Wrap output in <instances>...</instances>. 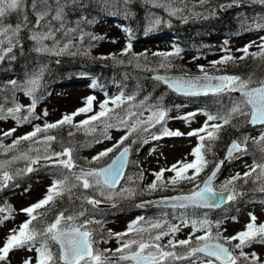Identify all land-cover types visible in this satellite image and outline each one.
Here are the masks:
<instances>
[{"label": "snow or ice", "instance_id": "obj_1", "mask_svg": "<svg viewBox=\"0 0 264 264\" xmlns=\"http://www.w3.org/2000/svg\"><path fill=\"white\" fill-rule=\"evenodd\" d=\"M77 2L78 0H31V4L28 5L27 0H0V63H3L6 58L9 61L15 60L16 53L14 50L23 52L24 44L21 33L25 30L27 31V39L32 42L31 51L35 53L56 57L77 55L78 49L72 51L76 47L74 41L77 40V35L81 43L85 35H89L79 28L80 21L76 22V27L68 26L65 9ZM107 2H110L113 7L122 6L127 11L133 0H106ZM145 2L151 3L155 7L164 8L170 16L180 15L181 19L187 20L186 16L181 15L185 11L186 5L185 7L177 6L181 3V0H145ZM210 2L211 0H200L201 5H208ZM242 2L244 0H231V3H221L215 7L207 8L206 11L211 16L216 14L217 8L226 10L238 6ZM252 2L264 4V0H252ZM29 9L36 17L34 24L29 21ZM13 13L20 16V22L15 26L5 25V18ZM193 15L207 18L202 13H193ZM160 23L161 19L156 17L150 22V27H155ZM256 27L264 29V23H257ZM91 38L99 39V37ZM261 41L262 43L257 46L260 49L258 52H249L251 44L240 49L239 51H242L244 55L239 59L259 57L264 61V37H261ZM131 48L132 44L128 43L123 49V53L127 54ZM179 51L177 49L173 54L178 55ZM84 54L87 55L88 53L85 52ZM154 55L168 57L172 54L157 53ZM111 58L116 59L115 54H112ZM235 61V57L228 55L222 57L220 61L212 63H235ZM56 62L59 63V60ZM118 62L122 63L123 61ZM160 67H171V63L170 61L167 64L161 63ZM199 67L203 73L200 76L188 77L186 74L181 76L158 75L155 79L168 85L173 91L184 95H218L238 92L240 96L223 112H205L207 119L204 125L188 133L189 136H197L199 141L191 153L194 156L193 161H177L171 165L168 171L173 172L175 175L169 178L168 182L162 179L165 169H161L160 172L154 174L156 179L147 186L146 190H157V182H159L161 188L175 187L184 182L194 185L193 190L187 195L164 198V202L172 201V207L216 208L226 201H234L242 196L243 193L236 188V182L242 179L241 174L237 173L226 180L219 190L214 186V181L226 162L237 159L248 151L250 140L252 144L259 148L262 154L261 162H254L250 171L243 173V177H252L255 174V180L260 181L259 191L264 192V132H261L258 137L242 136L233 139L227 146L224 159L210 160L208 158V154H213L212 149L216 146V142L222 138V133L229 128H237V123H234V121L248 123L253 126H264V77L254 78V74L247 76H210L204 71V66ZM45 70V67H41L38 72L32 74L23 83L16 80L9 81L8 87L13 93V101H15V92L23 91L25 95L31 97V102L27 106L14 102L12 107H5L3 103H0V119L11 117L18 123L23 124L30 122V117L39 118L35 116V108L39 101L36 93L41 86ZM213 81H217V83H213ZM94 99L95 97H87L85 107L77 109L72 114H65L56 122L46 123L43 127L36 125L32 132L17 137L11 145H4L0 141V152H13L24 141L36 143L37 141L34 138L37 137L38 133L57 129L64 125H68L76 131H83L85 135L95 133L96 125L93 122L96 121L103 124L101 135L105 139H110L111 137L107 135V131L115 125L110 122L113 109L107 107L108 100L101 102L99 112L78 123H73L75 116L92 111ZM127 99L133 100L134 97L129 96ZM114 103L116 107H119L123 103V95L116 97ZM143 103L144 101L141 102V104ZM151 107L155 110L151 111V115L146 121L137 119L134 124H128V118H131L134 115L133 113H128L126 118H119L120 123L127 127L129 131L120 138L116 145L98 153L92 160L100 161L107 157L109 153L114 152L117 147L123 145L124 141L128 140L133 133L148 132L149 128L155 127L156 124H161L166 120L168 109L164 108L161 103ZM22 110L27 114L22 116ZM43 114L46 116L47 111L45 110ZM195 115L196 113H187L183 119L191 122ZM14 131L15 128L2 135L5 137L10 136ZM68 135L72 136L74 132L69 131ZM151 135L153 139L160 138L155 134ZM162 135L181 136L183 133L179 130L170 131L162 124ZM56 139L55 135L43 137L44 155L37 154L33 157L29 152H21L18 155L11 156L10 159L0 160V190L8 187L17 177L36 171L42 162L62 169L57 179L49 186L45 197L21 210L29 216V219L20 226L18 231L16 229L10 230L11 234L3 247H0V260H4L13 249L27 248L28 250L34 249L37 253L35 264H113L110 257L106 255L111 250L101 251L94 247L96 235L95 230L90 226L97 222L91 219L81 220L80 218L85 217L87 211L83 204L86 203L96 207L101 203V200L96 197L97 193L99 197L108 200H111L113 195L122 198H133L136 195L134 188H121L119 192L115 193L112 191L121 179L133 182L131 176L125 177V169L129 163L128 155L131 151V144L135 143V140L130 141L129 145L124 146L118 154L112 157L107 166L95 168L77 164L73 157L74 149L72 147L64 148L61 152L53 151L49 154L50 143ZM94 139L96 143L100 142L99 138L94 137ZM143 142L146 143L147 141ZM35 151L39 153V149ZM20 160L25 161V167L13 168V165ZM91 162L87 161L86 163L91 164ZM209 164H212L213 167L206 178H202L200 174L208 168ZM188 170H192L191 175H188ZM137 179H143L142 172L138 174ZM244 182L247 183L248 181L244 180ZM230 185L231 187H229ZM81 190H90L91 194ZM78 192L79 196H77ZM73 197L82 200L81 206L74 214L66 215L65 211H58L51 220H48L46 213L55 208L58 201L64 199L71 201ZM146 203L151 202H145L138 206L144 207ZM40 209H44V211L38 212L37 210ZM4 211V208H0V213ZM10 218V215H5L0 218V223L4 219ZM140 219L143 220V218ZM256 220L255 214H250V222L246 224L245 229L231 237H223L218 231L214 235L212 225L207 219L194 221L193 227L198 223L200 228L197 230H204V234L196 236L195 240L191 236L184 240H169L167 246L169 250H165V246L158 242L162 237L179 231V226L173 225L168 231L161 230L155 236L149 233L147 240L143 237L128 239L115 250L113 255L116 256L117 262L126 260L133 261L134 264H164L166 261L175 260H186L188 264H197V261H199V264H215L217 260L223 261V264H260V258L255 253L244 251L245 247H251L253 244H264V223L257 224ZM135 223L133 222V224ZM216 227H219V222H217ZM149 228L162 229V225L159 222L152 223ZM133 231L139 235L141 232H147L148 229L135 228L130 225L127 232L115 233L114 235L123 240L129 232ZM108 235L112 236L113 233L109 231ZM232 241H237V243L231 244ZM226 244L229 246H226ZM177 246H180L183 251L177 252L175 250ZM236 249H239L238 254H234ZM24 264H32V259L25 260Z\"/></svg>", "mask_w": 264, "mask_h": 264}, {"label": "rangeland", "instance_id": "obj_2", "mask_svg": "<svg viewBox=\"0 0 264 264\" xmlns=\"http://www.w3.org/2000/svg\"><path fill=\"white\" fill-rule=\"evenodd\" d=\"M244 1L254 3L252 2V0ZM27 4L30 5L31 0H27ZM211 4L212 3L210 2V4L208 5L211 6ZM185 5L186 8L183 13H196L208 6L201 5L200 0H181V3H179L177 6L185 7ZM162 10L168 16H170L164 8H162ZM150 14L151 15L149 22L154 20L156 17H159L160 19H162L163 17L162 12L155 11L151 12ZM28 17L29 21L34 24L36 17L34 14H32L30 9L28 11ZM16 20L17 19L13 18L12 15H9L5 18L4 23L5 25L11 24L15 26L18 22H20L19 20H17L16 22ZM95 30L98 33L107 34L109 38V42L105 43L107 51L111 50L112 47L113 49H118L119 47L125 46L124 35H122L121 27L119 25H116L114 23L102 24ZM261 37H264V29L257 30L250 33L249 35L230 38L229 40L223 37L206 41V44L209 45H207V47L203 51H200V53L189 51L181 53L184 63L183 67L185 66V70L202 74L199 66H204L205 72H213V74H215V70H217L223 63L213 64L212 62L220 61L222 57L228 55H231L237 59L244 54L239 50L243 49L246 45L249 44L252 45L249 48L250 53L258 52L260 49L257 46L262 43ZM171 47H174V45L172 46L171 42L169 41H151L148 42L146 49L150 51L169 50ZM102 49L104 48H100L99 51ZM261 63H264V61L259 58L258 61H256L255 65ZM98 81L96 82V85H98ZM100 87L105 89L107 93L103 92L101 89H95V86L91 84V79L89 77H82L78 78L76 81H68L63 85H59V87L54 88L52 90L53 93L47 99H40L41 94H39V101L35 108V116L39 118L36 119L30 117V122L23 124L18 123L11 117H9L8 119H0V141H2L4 145H11L17 137L24 136L25 134L30 133L32 130H34V127L36 125H40L41 127H43V125L46 123L56 122L60 120L65 114H72L76 112L77 109L85 107L86 98L90 96L95 97V99L93 100L92 111L75 116L73 122L78 123L79 121L84 120L87 117L99 112L101 110V102L108 100L109 103L107 107L113 109V113H111L112 119L110 122L115 125L114 127L109 128L107 131V135L111 137L110 139H105L101 135L103 131V124H101L99 121L93 122V124L96 125V132L88 135H85L83 131H76V129L71 128L68 125H64L65 130L63 132H60L58 135L55 133L50 134V130L41 132L38 133L37 137L34 138V140L37 141L36 143L29 141L27 145H24L22 143L18 145L13 152H0V160L10 159L11 156L18 155L21 152H29V154L33 157H35L37 154L44 155L45 144L43 142V137L46 135H55L57 137V139L55 140L57 145L53 147V141L50 143V146L48 148L49 154H51V152L53 151L61 152L64 148L72 147L74 149L73 157L75 159V162L79 164L81 162L76 159L77 157L93 156L104 151L105 149L112 148L113 145H116L120 138L129 131L127 127L120 123L119 118H126L128 113H133L134 115L131 118H128V124H134L137 119L146 121L151 115V111L155 110L151 106L158 103L155 101H149L148 97H145L143 99L134 98L133 100H128L127 97L131 96V94L126 95L123 89H120L119 92L118 87H116V85L114 84V86L111 87L113 91L110 92V97L115 99L116 97L121 96V94L123 95V103L120 104L119 107H116L115 103L110 102L111 98L108 97L109 90L107 85H100ZM16 95L17 97L15 98V102L25 106L30 104L31 97L25 95L23 91H17ZM236 99H239V97L237 95L233 96V99L227 106L223 105L222 107H220L219 112H223V110L225 111ZM142 101H144L143 104H141ZM161 104L164 108L169 110L166 120L161 122V124H156L155 127L149 128L148 132L133 133L131 135L132 140H135V142H137L138 140L140 141V144L137 146V150L135 152L137 155L134 158H131L130 164L132 163V167L128 170L126 175V177L131 176L133 182H128L126 179H124L123 183L117 189L112 190L113 193L119 192L121 188H134L135 191L142 192L145 188L143 180H145L146 184H151V182L156 179L154 174L160 172L161 169H165L162 179L165 182H168L169 178L175 175L173 172L168 171L171 165L175 164L177 161L191 162L194 160V156L191 155V153L192 150L198 145L199 141L197 136H189L188 133L192 132L194 129H199L202 125H204L207 119L206 115L204 114L205 112H215L209 109L193 106L188 102H181L179 103V105L171 108H169L168 104ZM45 110L47 111L46 116L43 114ZM187 113H196L191 122H187L183 119V117ZM26 114L27 113L22 110L21 115L23 116ZM162 124L170 131L179 130L181 133H183V135H162ZM13 128H15V131L10 136L5 137L2 135L3 133ZM69 131L74 132V135L69 136ZM261 132H264L263 128L245 131L242 132L241 135L238 136V138L242 136H248L250 138L258 137ZM151 134H155L160 138L153 139ZM137 135L138 137H135ZM94 137L99 138L100 142L96 143ZM66 140L70 143H76V140H80L81 143L76 146H68ZM145 140L147 141L146 143L143 142ZM124 146H126V143L117 147L114 152L109 153L112 154L111 157L113 156V154L119 152L120 149H122ZM36 149H39V153L35 151ZM130 152L132 155V150ZM250 163L251 161L247 156L229 163L226 166L223 174L220 176V179L215 182L214 186L219 189L226 180L235 176L237 173L242 174L245 170L250 171L252 166ZM82 166L98 168L97 165L82 164ZM24 167L25 161L23 160L17 161L13 165V168ZM38 169H40V171L47 169L48 171H45V173H39V171L37 176L35 177V180H31L27 183V187L13 188L8 195V201L5 204H0V208H4L5 210L3 213H0V218L5 215H10L11 217L10 219H4L3 222L0 223V247H3L7 238L11 234L10 230L16 229L18 231L20 226L29 219V216L21 210L43 199L48 191L49 186L55 179H57V176L62 171L61 168L49 166L47 164H44L43 162L41 163V166L38 167ZM50 169L51 172H49ZM141 169L143 170V179L139 180L137 179V176L139 173H141ZM204 172H202L200 176H202ZM191 174L192 170H188V175ZM254 175L255 174H253V176ZM229 187H231V185ZM193 188L194 185L192 184V190ZM113 196L121 198V196ZM96 197L98 199L102 198L99 197L98 193L96 194ZM144 199L145 198H141L139 199V201H136V203L133 204H139V202ZM104 202V200H101V204ZM196 209L197 208L170 210L161 209L154 216H151L149 218L143 216L140 217L139 215H141V210L130 209L126 213H111L110 217L106 219L99 227H90L95 230V245L101 251L105 249L111 250L110 252L106 253V255L110 257V259L113 261V264H116V256H114L113 253H115V250L117 248L121 247V244L123 242L127 241L128 239H139L141 237L147 240L149 233L152 236H155L161 230L168 231L169 228L173 225L179 226V231L170 233L169 235L162 237V239L158 242L162 246H165V250H169L167 248L169 240H184L188 239L189 236H191L193 240H195V237L197 235H203L204 230H197L200 228V225L198 223L195 225V227H193L194 221H203L207 219V221H209V223L212 225L213 234L215 235V233L218 231L223 237H231L237 234L239 231L244 230L246 224L250 222V214H255V216L257 217V224L264 223V202H256L245 205V207L237 215L233 217H225L226 215H223L219 221H213L209 219L210 210H201L200 208L199 211ZM223 209H225V207L220 210ZM37 211L39 212L40 210ZM42 211H44V209ZM140 218H143V220H141ZM133 222L136 223L133 224ZM157 222L162 225V229L149 228L150 224ZM217 222H219L218 228L216 227ZM130 225H133V227L135 228L148 229V231L141 232L139 235H137L135 231L129 232L123 238V240L114 235L115 233L127 232ZM109 231L113 233L112 236L108 235ZM235 243H237V241L231 242V244ZM175 250L177 252L183 251L180 246H177ZM244 251L246 253H255L260 258V264H264V244H253L251 247H245ZM235 252L236 254H238L239 249H236ZM36 256L37 253L34 249H13L8 253L7 257L4 260H0V262H2V264H24L25 260L31 258L32 264H35ZM164 264H188V261H166L164 262ZM197 264H199V261H197Z\"/></svg>", "mask_w": 264, "mask_h": 264}, {"label": "trees", "instance_id": "obj_3", "mask_svg": "<svg viewBox=\"0 0 264 264\" xmlns=\"http://www.w3.org/2000/svg\"><path fill=\"white\" fill-rule=\"evenodd\" d=\"M231 3V0H211V6H207L199 13H202L207 18L197 17L190 14H185L187 20L179 18H165L161 24L150 27L146 23L138 21L139 17L146 16L151 11V7L144 4L141 0H133L126 11L122 6L113 7L110 2L106 0H78L76 4L69 5L66 9V20L69 27H76V22L80 21L79 28L83 30L85 35L83 42L74 41L76 47L72 51H78L77 55H63L56 57L54 55L38 54L31 51L32 42L27 39L26 30L21 33L23 38L24 50L21 53L14 50L16 59L9 61L7 58L3 63H0V103L5 107H12L13 93L8 87L9 81L16 80L23 83L32 74L39 71L41 67H45L41 86L36 95L40 99H47L53 93V89L63 85L68 81H76L78 78L90 77L91 81L98 86L106 84L110 93L114 84L120 89L124 90L126 95L131 94L134 98L143 99L148 97L149 101L168 104L169 108L179 105L181 102L195 103V105L204 109H209L215 113L219 112L220 107L227 106L229 102L236 96V92L222 93L202 98H184L170 91L158 80L152 78L151 74L154 72H188L183 67V52H199L203 51L207 45L206 41L224 37L227 39L236 38L243 35H249L252 32L261 30L256 27L257 23H264V4L242 2L238 6L228 8L226 10L218 9L215 15H208L207 8L215 7L221 3ZM17 15L16 13L11 14ZM183 15V14H182ZM20 21V16L18 18ZM116 24L121 27V33L125 35V47L128 43L132 44L131 50L123 53V49H112L107 51L105 43L109 42L106 33H98L95 29L102 24ZM59 35V34H58ZM76 35V34H74ZM91 37H99V39H92ZM151 41H169L175 45L172 52L154 50L150 51L147 48V43ZM143 44V45H142ZM210 47V46H208ZM100 48H104L99 51ZM179 49V54L175 55V51ZM88 54L85 55L84 53ZM157 53H170L168 57H161L154 55ZM112 54H115L116 59H112ZM259 57H246L244 60L236 59L235 63H223L215 72H227L232 75L247 76L254 74V78L264 77V63L255 65ZM59 60V63L56 61ZM118 61H123L122 63ZM170 61L171 67L161 68V63L167 64ZM52 79H57L56 83L50 84ZM102 88V87H101ZM105 90V89H104ZM17 92V91H16ZM16 92L14 94L17 97ZM124 94V95H125ZM125 95V96H126ZM224 111V110H223ZM242 121V118H241ZM237 128H229L222 133V138L216 142V146L212 149V153L208 154L210 160H220L224 158L228 144L234 137L241 135L242 132L251 130L250 125L244 122H237ZM238 129V130H237ZM65 130L64 126L57 129H50V134H59ZM135 137H138L135 136ZM68 140V139H67ZM66 140V141H67ZM132 137L124 143L129 144ZM29 141L22 142L27 145ZM68 146H76L81 143L76 140V143L67 141ZM140 144L138 140L132 143V158L137 154V146ZM55 147L56 141L52 142ZM250 157L256 160V163L261 162V152L259 148L249 141L248 151L246 152ZM112 154H108L100 161H93L94 156L78 157L80 165H97V167L105 164L110 160ZM96 156V155H95ZM92 161L91 164L86 163ZM132 167L130 164L129 169ZM213 165L209 164L208 168L202 174V178L211 171ZM40 169L36 171L21 175L17 177L10 185L0 190V204H5L8 201L10 191L15 187H27V183L37 176ZM42 170L39 173H45ZM51 172V169L49 170ZM143 173V170L141 169ZM237 181V190L243 195L238 199L231 201L223 210H210L209 219L219 221L223 215H235L246 203L249 201L263 200L264 196H259V181L255 180V175L252 177H243ZM244 180L248 182L245 183ZM144 181V190L142 192L136 191L133 198H117L113 196L111 200L104 197L99 198L104 200L98 206L93 207L88 204H83L87 210L85 217L80 219H91L97 223L92 224V227H99L106 219L110 217L111 213H126L130 209L141 210L145 217L154 216L160 208L139 207L136 201L141 198L158 197L165 194H173L178 192H186L192 190V183H180L173 186L161 188L158 183L157 190H146L149 184ZM153 183V182H152ZM91 194L90 190H81ZM264 193V192H263ZM79 196V192L77 193ZM3 200V201H2ZM82 200L73 197L72 200L64 199L58 201L55 208H52L46 213L48 220H51L54 214L58 211H65V214H74V212L81 206ZM43 209H40L41 212ZM200 211V209H197ZM96 217V218H93Z\"/></svg>", "mask_w": 264, "mask_h": 264}, {"label": "water", "instance_id": "obj_4", "mask_svg": "<svg viewBox=\"0 0 264 264\" xmlns=\"http://www.w3.org/2000/svg\"><path fill=\"white\" fill-rule=\"evenodd\" d=\"M158 75H167V76H181V75H185V74H154L153 76H154V78L156 77V76H158ZM188 77H194V76H200V75H203V74H186ZM209 75V74H208ZM210 76H220V75H210ZM213 83H217V81H213ZM164 85H166V84H164ZM166 86H168V85H166ZM169 87V86H168ZM170 88V87H169ZM171 89V88H170ZM172 90V89H171ZM177 93V92H176ZM178 94H180V93H178ZM239 94V93H238ZM180 95H184V94H180ZM240 95V94H239ZM188 96H192V95H188ZM253 126V125H252ZM256 126H261V125H256ZM122 150V149H121ZM120 150V151H121ZM119 153V152H118ZM130 160V153H129V155H128V161ZM111 162V161H110ZM109 162V163H110ZM129 164V163H128ZM105 166H107V164L105 165ZM105 166H103V167H105ZM224 167V166H223ZM223 167L221 168V170H220V172L222 171V169H223ZM127 168H128V165H127V167H126V169H125V173H126V171H127ZM220 172L217 174V177L219 176V174H220ZM217 177H216V179H217ZM215 179V180H216ZM122 180L123 179H121L120 180V182H119V184L116 186V188L120 185V183L122 182ZM215 182V181H214ZM187 194H189V193H182V194H178V195H173V196H168V197H176V196H180V195H187ZM225 195H227V193H225ZM168 197H163V198H159V199H157V200H153V201H146V202H151V203H146L145 205L147 206V205H155V206H168V207H172L171 206V204H172V201H167V202H164V198H168ZM159 202V203H158ZM227 202H229V201H226V202H224V203H222L221 205H220V207L223 205V204H225V203H227ZM143 203H145V202H143ZM189 207H191V206H189ZM120 261H126V260H120ZM223 262V261H222Z\"/></svg>", "mask_w": 264, "mask_h": 264}, {"label": "bare ground", "instance_id": "obj_5", "mask_svg": "<svg viewBox=\"0 0 264 264\" xmlns=\"http://www.w3.org/2000/svg\"><path fill=\"white\" fill-rule=\"evenodd\" d=\"M144 4H147L148 6H150V7H152V8H154L155 10H159V7H155V6H153L151 3H146L145 2V0H141ZM151 11L149 10V13H150ZM150 15L151 14H148V15H146V16H141V17H139V19H138V21H141L142 23H146V22H149V20H150ZM13 18H16L17 20H18V18H19V16L18 15H15V16H13ZM17 20H16V22H17ZM56 81H57V79H52L50 82V84H48V85H51V84H53V83H56ZM0 264H2V262H0Z\"/></svg>", "mask_w": 264, "mask_h": 264}]
</instances>
